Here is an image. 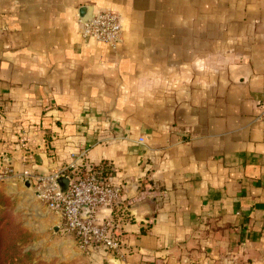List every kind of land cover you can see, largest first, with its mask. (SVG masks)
Wrapping results in <instances>:
<instances>
[{"label":"crops","instance_id":"0c3cea01","mask_svg":"<svg viewBox=\"0 0 264 264\" xmlns=\"http://www.w3.org/2000/svg\"><path fill=\"white\" fill-rule=\"evenodd\" d=\"M100 8L115 49L81 35ZM263 106L264 0H0V158L45 135L52 158L7 163L105 164L135 214L120 255L85 251L109 264H264Z\"/></svg>","mask_w":264,"mask_h":264},{"label":"built area","instance_id":"2783aa9c","mask_svg":"<svg viewBox=\"0 0 264 264\" xmlns=\"http://www.w3.org/2000/svg\"><path fill=\"white\" fill-rule=\"evenodd\" d=\"M77 19L82 37L92 38L112 49L117 47L122 35V23L116 11L100 8L87 22L79 17ZM257 119L264 120V106ZM29 132L34 135L35 131ZM36 154L49 159L54 156L45 135L41 136L36 145H31L26 137H21L18 148L4 150L0 158V183L9 181L24 184L29 180L33 184L31 187L36 198L58 216L61 221L60 230L71 234L80 250L104 248L120 255L121 244L114 231V215L120 219L133 218V199L126 194L123 186L109 182L104 174L107 166L84 161L85 150L76 153L71 163L43 174L29 167L17 170L5 160V157H11L19 159L22 164H35ZM78 160L82 162L78 163ZM63 179L67 181L66 186ZM102 210L108 211V214L100 216Z\"/></svg>","mask_w":264,"mask_h":264},{"label":"rangeland","instance_id":"374dc122","mask_svg":"<svg viewBox=\"0 0 264 264\" xmlns=\"http://www.w3.org/2000/svg\"><path fill=\"white\" fill-rule=\"evenodd\" d=\"M8 185L0 183V197L9 202L7 217L0 213V217L4 216L0 218V228L19 239L23 264L110 263L99 254L80 250L73 236L60 230L58 216L36 198L33 188L22 183Z\"/></svg>","mask_w":264,"mask_h":264},{"label":"trees","instance_id":"16d2710c","mask_svg":"<svg viewBox=\"0 0 264 264\" xmlns=\"http://www.w3.org/2000/svg\"><path fill=\"white\" fill-rule=\"evenodd\" d=\"M9 202L7 199L0 197V213L4 212L7 217ZM3 216V217H4ZM3 217H0L1 219ZM16 235H8L5 229L0 228V264H23V258L20 256V249Z\"/></svg>","mask_w":264,"mask_h":264},{"label":"water","instance_id":"95a60500","mask_svg":"<svg viewBox=\"0 0 264 264\" xmlns=\"http://www.w3.org/2000/svg\"><path fill=\"white\" fill-rule=\"evenodd\" d=\"M92 14L93 13H92V9H91L87 13V15L84 18H82V20L83 21H86V22L89 21L91 19V17H92ZM34 158H35L36 162L41 163V157L38 154L34 155ZM63 183H64V186H66L67 181L65 179H63ZM24 185L25 186H30V181L29 180H26L25 183H24Z\"/></svg>","mask_w":264,"mask_h":264}]
</instances>
